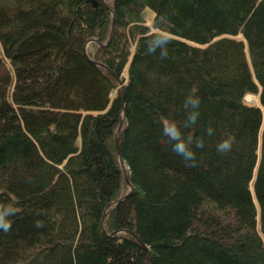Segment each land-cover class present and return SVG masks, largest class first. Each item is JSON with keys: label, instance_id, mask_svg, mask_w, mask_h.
I'll return each mask as SVG.
<instances>
[{"label": "trees", "instance_id": "trees-1", "mask_svg": "<svg viewBox=\"0 0 264 264\" xmlns=\"http://www.w3.org/2000/svg\"><path fill=\"white\" fill-rule=\"evenodd\" d=\"M111 1L115 36L88 55L124 91L84 51L110 36L105 4L0 0V204L18 209L0 264H150L120 228L154 264H264V0Z\"/></svg>", "mask_w": 264, "mask_h": 264}, {"label": "clouds", "instance_id": "clouds-1", "mask_svg": "<svg viewBox=\"0 0 264 264\" xmlns=\"http://www.w3.org/2000/svg\"><path fill=\"white\" fill-rule=\"evenodd\" d=\"M155 36L157 39L155 40V43L158 44L161 41L169 45L171 42V35L167 30H163L159 33H156ZM150 51L152 53L156 52L155 46H153ZM161 58L166 57L168 55V48H163L158 53ZM200 103V98L198 96L189 94L185 100L184 105L186 108L192 109L188 116L189 122H194L198 116V106ZM208 132H212V128L210 127L208 129ZM164 133L169 136L171 140L174 141L173 148L176 150L179 154H181L186 160L191 161L194 156L195 152L193 151L191 144L193 143L191 137L185 138L182 134L180 125L176 124L173 121H170L169 124L164 126ZM197 146H201L203 141L197 140L195 141ZM232 146V138L226 137L224 139H221L217 144V150L218 151H227ZM18 209L13 204H0V229L4 231H8L12 227V220L11 217L16 213ZM42 222L40 220L36 221V226L40 227Z\"/></svg>", "mask_w": 264, "mask_h": 264}, {"label": "water", "instance_id": "water-1", "mask_svg": "<svg viewBox=\"0 0 264 264\" xmlns=\"http://www.w3.org/2000/svg\"><path fill=\"white\" fill-rule=\"evenodd\" d=\"M92 1H94L95 2V4H97V3H99V2H102L103 4H105L107 7H108V10H109V12H110V14H111V28H112V30H111V33H110V36H109V38L105 41V42H102L101 40H99V39H97V38H91L93 41H95L99 46H106V45H108L110 42H111V40L114 38V36H115V32H116V18H115V10H114V8H113V6L112 5H109L107 2H106V0H92ZM90 39V38H89ZM88 39V40H89ZM87 40V41H88ZM86 41V42H87ZM85 45H86V43H85ZM85 45H84V51H85V53L87 54V56L89 57V59L91 60V61H93L94 63H96V64H98V65H101V66H103L105 69H107V70H109L110 72H112L113 74H115V72L111 69V68H109L107 65H105L104 63H102L101 61H98V60H96V59H94V58H92V57H90L89 55H88V53H87V51H86V48H85ZM116 75V74H115ZM116 78L118 79V82H119V84L121 85V87H122V90L124 91V85H123V83H122V81L119 79V77L116 75ZM123 122H124V117H121V120H120V122H119V125H118V127H117V130H116V146H117V155H118V160H119V164H120V167H121V169H122V172H123V176H124V180H125V182H126V184L129 186V189H128V191L126 192V193H124V194H122L120 197H118L115 201H113V202H115L116 203V205L120 202V201H122L124 198H126L129 194H130V192H131V190H132V184H131V182H130V179H129V177H128V175H127V169H126V164H125V162H124V160H123V158H122V155H121V152H120V149H119V142H118V134H119V131H120V129H121V127H122V125H123ZM115 205V204H114ZM114 207V206H113ZM112 207V208H113ZM112 208H109V209H106L105 210V212L103 213V215H102V218H101V226H102V229H103V231L105 232V233H108L106 230H105V228H104V221H105V218L107 217V214L109 213V211L112 209ZM119 232H125V233H128V234H130V235H132V236H134V237H136L146 248H147V250H148V254H149V261H150V264H154L153 263V259H152V255H151V253H150V251H149V247L141 240V238L135 233V232H133V231H131L130 229H126V228H120V229H115L113 232H111V233H108L109 235H116V234H118Z\"/></svg>", "mask_w": 264, "mask_h": 264}, {"label": "rangeland", "instance_id": "rangeland-1", "mask_svg": "<svg viewBox=\"0 0 264 264\" xmlns=\"http://www.w3.org/2000/svg\"><path fill=\"white\" fill-rule=\"evenodd\" d=\"M106 2L109 4V5H113L112 4V1L111 0H106ZM99 45L95 42V41H93L91 38L86 42V45H85V48H86V51H87V53L89 54V53H91V54H93L94 52H95V50H96V47H98ZM247 101H249V102H253V103H256V101H257V96L256 95H254V94H247ZM126 184V183H125ZM124 190H125V193L128 191V189H129V186L126 184L125 186H124ZM124 193V192H123ZM114 203V202H113ZM112 202H110L109 204H108V206H107V209H109V208H112V207H110L112 204H113ZM105 219H107V218H105ZM104 226H105V223H104Z\"/></svg>", "mask_w": 264, "mask_h": 264}]
</instances>
